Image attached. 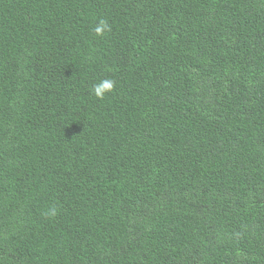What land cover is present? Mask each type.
Listing matches in <instances>:
<instances>
[{"label": "trees", "instance_id": "obj_1", "mask_svg": "<svg viewBox=\"0 0 264 264\" xmlns=\"http://www.w3.org/2000/svg\"><path fill=\"white\" fill-rule=\"evenodd\" d=\"M0 264H264V0H0Z\"/></svg>", "mask_w": 264, "mask_h": 264}, {"label": "clouds", "instance_id": "obj_2", "mask_svg": "<svg viewBox=\"0 0 264 264\" xmlns=\"http://www.w3.org/2000/svg\"><path fill=\"white\" fill-rule=\"evenodd\" d=\"M110 25L106 20H100L93 28L96 36L102 37L106 32L110 31ZM115 89V81L113 79H102L95 83L91 89L92 95L97 99H104L108 94L112 93ZM57 210L55 207L48 210V215L55 216Z\"/></svg>", "mask_w": 264, "mask_h": 264}]
</instances>
